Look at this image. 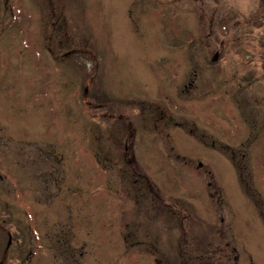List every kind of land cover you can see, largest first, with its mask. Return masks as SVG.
Wrapping results in <instances>:
<instances>
[{
  "label": "rangeland",
  "instance_id": "obj_1",
  "mask_svg": "<svg viewBox=\"0 0 264 264\" xmlns=\"http://www.w3.org/2000/svg\"><path fill=\"white\" fill-rule=\"evenodd\" d=\"M7 1L0 261L264 264V0Z\"/></svg>",
  "mask_w": 264,
  "mask_h": 264
},
{
  "label": "flooded vegetation",
  "instance_id": "obj_2",
  "mask_svg": "<svg viewBox=\"0 0 264 264\" xmlns=\"http://www.w3.org/2000/svg\"><path fill=\"white\" fill-rule=\"evenodd\" d=\"M11 1L14 3V0H8V1H7L8 4H6V7H7V8L9 7V8L11 9V7H12V5H13V4H12L11 6L9 5V2H11ZM0 7H1V6H0ZM12 13H13V11H12ZM13 15H14V13H13ZM5 232H6L7 236H8L7 244H8L9 242L11 243V241H12V238H11V237L13 236L12 233H10V232H8V231H5ZM0 234H2L1 231H0ZM0 251H1V250H0ZM4 263H5V262L0 261V264H4Z\"/></svg>",
  "mask_w": 264,
  "mask_h": 264
},
{
  "label": "water",
  "instance_id": "obj_3",
  "mask_svg": "<svg viewBox=\"0 0 264 264\" xmlns=\"http://www.w3.org/2000/svg\"><path fill=\"white\" fill-rule=\"evenodd\" d=\"M218 59V54L214 57L213 61H216Z\"/></svg>",
  "mask_w": 264,
  "mask_h": 264
}]
</instances>
